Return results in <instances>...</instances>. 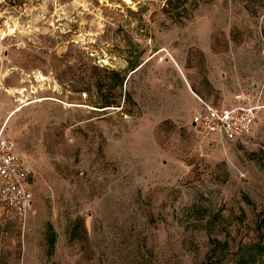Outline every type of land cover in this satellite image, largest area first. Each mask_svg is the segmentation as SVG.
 I'll return each instance as SVG.
<instances>
[{
    "label": "rangeland",
    "instance_id": "obj_1",
    "mask_svg": "<svg viewBox=\"0 0 264 264\" xmlns=\"http://www.w3.org/2000/svg\"><path fill=\"white\" fill-rule=\"evenodd\" d=\"M166 3L0 0V131L34 194L0 264H264V0ZM247 98L244 139L193 127Z\"/></svg>",
    "mask_w": 264,
    "mask_h": 264
},
{
    "label": "built area",
    "instance_id": "obj_2",
    "mask_svg": "<svg viewBox=\"0 0 264 264\" xmlns=\"http://www.w3.org/2000/svg\"><path fill=\"white\" fill-rule=\"evenodd\" d=\"M260 107L250 98L229 107L202 101V109L192 125L207 136L224 140H242L248 136L259 117ZM34 211V194L29 187L25 167L16 142L0 131V222L26 223Z\"/></svg>",
    "mask_w": 264,
    "mask_h": 264
},
{
    "label": "trees",
    "instance_id": "obj_3",
    "mask_svg": "<svg viewBox=\"0 0 264 264\" xmlns=\"http://www.w3.org/2000/svg\"><path fill=\"white\" fill-rule=\"evenodd\" d=\"M188 1L190 0H167L166 6L163 10L172 18L181 19L182 17L185 16V13L187 12L186 2ZM259 227L262 230V228L264 227V219L261 221ZM256 252L257 253L254 252L251 253V260L256 261L257 254L260 256L264 254V245L259 244L258 247H256ZM247 262H251V261H247ZM218 263H219L218 259H212V258H209V261L207 262V264H218Z\"/></svg>",
    "mask_w": 264,
    "mask_h": 264
},
{
    "label": "bare ground",
    "instance_id": "obj_4",
    "mask_svg": "<svg viewBox=\"0 0 264 264\" xmlns=\"http://www.w3.org/2000/svg\"><path fill=\"white\" fill-rule=\"evenodd\" d=\"M126 1H128V2H130L131 0H126ZM9 33H12L13 31H14V28L12 27V28H8V30H7ZM19 93V92H18ZM21 94V93H20ZM20 102H24V100H22V99H20Z\"/></svg>",
    "mask_w": 264,
    "mask_h": 264
}]
</instances>
